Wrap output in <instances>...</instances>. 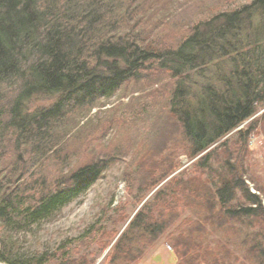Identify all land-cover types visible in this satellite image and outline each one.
I'll return each mask as SVG.
<instances>
[{
	"label": "trees",
	"instance_id": "1",
	"mask_svg": "<svg viewBox=\"0 0 264 264\" xmlns=\"http://www.w3.org/2000/svg\"><path fill=\"white\" fill-rule=\"evenodd\" d=\"M191 1L0 0L1 262L52 261L5 230L48 219L127 154L121 143L89 148L104 121L78 118L132 89L149 90L136 114L157 136L137 145L125 177L147 199L104 264L141 261L174 226L178 264H264V189L250 190L240 154L264 134V0L226 10L197 0L208 8L197 19ZM155 84L167 90L160 102ZM42 96L54 101L30 110ZM179 154L195 159L181 171Z\"/></svg>",
	"mask_w": 264,
	"mask_h": 264
},
{
	"label": "rangeland",
	"instance_id": "2",
	"mask_svg": "<svg viewBox=\"0 0 264 264\" xmlns=\"http://www.w3.org/2000/svg\"><path fill=\"white\" fill-rule=\"evenodd\" d=\"M250 1L207 0L206 3L211 6L216 5L217 9L226 10L239 7ZM196 2L198 1L195 0L192 4L191 1V6H186L188 15L200 14L194 19L205 16L202 13L208 10V8L200 10L195 6ZM162 22L164 24V20ZM158 28L161 29L160 26ZM131 90L128 94L121 90L109 99H101L86 115L78 118L80 123L86 122L88 119L104 121L98 130L97 140L93 144L91 143L89 148L92 149L96 144L95 149L110 147V145L115 147L121 143L125 146L127 154L111 164L93 185L53 213L48 219L35 223L19 234L5 230L7 236L19 239L22 252L42 253L48 251L50 254H54L52 261L47 264L105 263L116 239L147 199L140 202L139 199L137 200L139 194L136 188L131 190L128 188L125 174L135 171L137 164L136 154L133 152L137 149V145L139 148L143 146V149L146 150L148 148L145 145L147 141L149 139L153 141L152 137L156 138L157 136L156 133L149 135L147 127L150 125V119L140 115L142 112L136 114L141 108L144 111L145 103H148V100L146 96H142L149 90L136 94L131 93ZM151 90L155 92L152 101L156 102L163 100L167 92L161 84H155ZM157 92L160 94L155 97L154 94ZM138 96L142 98L135 100ZM53 101L54 99L49 97H34L28 107L30 110H35L48 106ZM147 113L150 115L152 110L149 109ZM248 122L243 125H247ZM248 146V153L244 151L240 154L248 171L246 182L250 190L256 192L257 186L264 189V134L261 132L251 134ZM90 156L84 153L82 157L72 158L70 160L72 165L70 166L68 162V168L80 160L85 161L83 157ZM177 159L181 165L180 171L189 167L195 160H189L180 154ZM188 216H191L189 212L183 215L184 218ZM175 227L162 235L156 244L143 255L141 261L135 264H178V257L172 246L170 235L171 232L178 230ZM211 238H216V236L212 234L209 236L210 241ZM229 248L236 254L239 253L232 245ZM0 264L6 263L0 261Z\"/></svg>",
	"mask_w": 264,
	"mask_h": 264
}]
</instances>
